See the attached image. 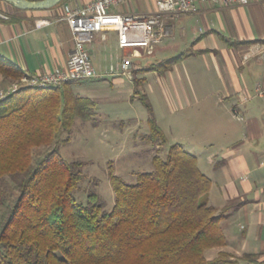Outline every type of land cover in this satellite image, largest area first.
<instances>
[{
	"label": "trees",
	"instance_id": "16d2710c",
	"mask_svg": "<svg viewBox=\"0 0 264 264\" xmlns=\"http://www.w3.org/2000/svg\"><path fill=\"white\" fill-rule=\"evenodd\" d=\"M184 54L146 68L164 72ZM23 73L0 55L1 79ZM133 81L135 94L142 80ZM138 98L148 113L147 138L163 145L166 137L147 95ZM95 106L93 98L76 94L67 82L22 86L0 98V178L21 175L18 195L0 225V264L222 263V251L210 259L205 254L224 241L222 209L202 200L210 178L178 142L169 143L164 156H152L153 168L139 172L134 183L110 175L111 210L102 209L94 192L86 204L75 200L82 162L67 161L56 143L62 132V141L69 140L76 117L94 118ZM52 142L32 165L33 148Z\"/></svg>",
	"mask_w": 264,
	"mask_h": 264
},
{
	"label": "crops",
	"instance_id": "0c3cea01",
	"mask_svg": "<svg viewBox=\"0 0 264 264\" xmlns=\"http://www.w3.org/2000/svg\"><path fill=\"white\" fill-rule=\"evenodd\" d=\"M87 1L62 0L48 8L30 9L13 7L0 0V18L4 17L0 19V55L24 73L64 67L73 45L72 33L63 18L64 4L82 6ZM154 1L129 0L113 9L141 14L154 10ZM263 9L260 0H250L243 5L198 1L195 12L169 21L170 35L161 39L149 54H153L154 61L147 62L157 63L185 53L164 72L134 65L131 77H127L119 69L115 70L120 58L115 54L112 57L107 48L114 47L121 54L127 51L117 47L114 31H97L88 44L89 54L97 53L92 55L97 75L89 80L122 84V89L134 92V78H140L139 85L143 87L144 73H157L169 105L172 126L189 124L184 110L193 108L198 97L214 93L222 99V141L206 146L208 154H205L216 172L213 181L209 180L211 184L206 193L213 202L209 204L223 212L220 226L224 241L219 247L210 248L213 252L207 257L213 258L222 251L223 260L218 264H264V96L257 95L254 89L256 83L264 82V62L260 58V49L264 47ZM40 19L47 22L38 26ZM180 49L183 50L178 51ZM175 51H178L175 55L155 57ZM199 56L213 58L218 81L215 92L210 91L208 83H200L199 75L187 68L186 64ZM111 65L113 71L109 69ZM185 65L186 71L181 72L179 66ZM123 78L132 85L125 88ZM131 78L133 80H128Z\"/></svg>",
	"mask_w": 264,
	"mask_h": 264
},
{
	"label": "rangeland",
	"instance_id": "374dc122",
	"mask_svg": "<svg viewBox=\"0 0 264 264\" xmlns=\"http://www.w3.org/2000/svg\"><path fill=\"white\" fill-rule=\"evenodd\" d=\"M107 50V53L111 52L112 57L115 55L118 58L121 57L120 50L114 47H108ZM178 51L160 54V56L155 55V57L158 59L165 58L172 54L175 55ZM90 54L91 62L94 63L95 58L93 56H96L97 53L91 51ZM99 54L101 55L103 52ZM152 55L133 58V64L147 67L150 64L147 60L154 61ZM191 61L186 64L188 67L186 65L179 66L180 71L185 72L184 68L187 67L199 75L197 78H199L200 83L204 81V83L209 84L207 87L210 88V91H217L214 90L217 88L215 86H218V81L213 58L199 56L196 59L192 58ZM144 75L146 81L143 83V87L138 86L139 92L135 94L133 91L122 89V84L112 85L107 81L102 83L99 82L100 80L90 79L93 80L90 82L89 79H84L67 82L71 85L73 92L81 96L91 95L96 102L94 118L83 121L76 117L73 121L72 132L69 134V140L62 141L66 137V133L62 132L56 143L60 154L67 161L82 162L80 173L82 176L73 192V196L78 202L86 204L88 193L94 192L102 205V209L111 210L114 203V192L110 186V175L114 174L127 183H134L139 172L151 171L153 168L151 157L155 154L164 156L168 144L172 142L183 144L188 152L198 157V169L212 181L215 178L216 172L212 169V161L207 160L208 156L206 157L205 154H208L206 146L216 145L222 141V99L214 93L198 97V103L193 108L188 107L184 110L187 111L189 124L186 127L172 126L173 121L170 122L169 105H167L164 90L158 80V74L147 71ZM19 79L20 77L16 79L0 78V89L5 91L7 87L17 83ZM123 80L125 81V88L132 85L125 78ZM140 93L147 95L151 103L150 106H152L153 118L162 126L167 137V144L153 143L147 138L149 126L146 118L148 113L138 98ZM54 144L52 142L50 145L33 148L32 165ZM1 177L0 225L7 217L12 202L18 195L17 185L21 175H4ZM205 195L202 196V200L206 199L208 203H213L209 196ZM212 252L213 249L208 250L206 257H210Z\"/></svg>",
	"mask_w": 264,
	"mask_h": 264
},
{
	"label": "built area",
	"instance_id": "2783aa9c",
	"mask_svg": "<svg viewBox=\"0 0 264 264\" xmlns=\"http://www.w3.org/2000/svg\"><path fill=\"white\" fill-rule=\"evenodd\" d=\"M129 0H89L82 6L64 4V17L72 33L73 45L65 61V66L47 72L23 73L17 83L6 90L0 89V98L22 86L49 87L73 80L95 77L96 70L89 56L88 44L97 31H114L117 47L125 49L119 59V72L131 77L133 58L149 55L161 39L171 33L170 20L181 14L195 12L200 0H155V8L146 13H124L114 6ZM131 1V0H130ZM211 3L229 5L247 4L250 0H203ZM264 8V0H260ZM264 10V9H263ZM47 22L40 19L37 25ZM264 62V47L260 49ZM114 66H110L111 71ZM256 94L264 96V82L256 83ZM264 115V114H263Z\"/></svg>",
	"mask_w": 264,
	"mask_h": 264
},
{
	"label": "water",
	"instance_id": "95a60500",
	"mask_svg": "<svg viewBox=\"0 0 264 264\" xmlns=\"http://www.w3.org/2000/svg\"><path fill=\"white\" fill-rule=\"evenodd\" d=\"M13 5V7L19 8H30V9H40V8H48L61 0H5Z\"/></svg>",
	"mask_w": 264,
	"mask_h": 264
}]
</instances>
